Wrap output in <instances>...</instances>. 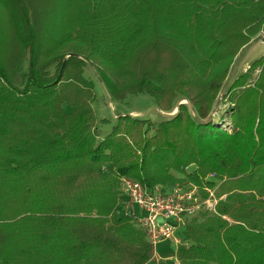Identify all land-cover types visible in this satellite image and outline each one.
Segmentation results:
<instances>
[{
  "label": "trees",
  "instance_id": "16d2710c",
  "mask_svg": "<svg viewBox=\"0 0 264 264\" xmlns=\"http://www.w3.org/2000/svg\"><path fill=\"white\" fill-rule=\"evenodd\" d=\"M263 30L264 0H0V264H159L119 181L175 172L224 195L187 220L178 263L264 264V58L210 115ZM86 66L111 101L190 103L155 124L116 114L103 133Z\"/></svg>",
  "mask_w": 264,
  "mask_h": 264
},
{
  "label": "built area",
  "instance_id": "2783aa9c",
  "mask_svg": "<svg viewBox=\"0 0 264 264\" xmlns=\"http://www.w3.org/2000/svg\"><path fill=\"white\" fill-rule=\"evenodd\" d=\"M207 179L214 178L208 175ZM216 189L203 187L207 193L204 196L187 176L174 183L157 184L153 188H146L138 180L121 176L119 210L144 233L154 247L161 240L172 237L177 230L175 228L183 230L190 218L202 213H214L217 201L224 198V195L216 196ZM181 241L176 239V245ZM173 264H179L176 258Z\"/></svg>",
  "mask_w": 264,
  "mask_h": 264
},
{
  "label": "rangeland",
  "instance_id": "374dc122",
  "mask_svg": "<svg viewBox=\"0 0 264 264\" xmlns=\"http://www.w3.org/2000/svg\"><path fill=\"white\" fill-rule=\"evenodd\" d=\"M259 35L261 36L260 39L264 40V30ZM251 45L252 44L242 49L240 58L245 57L243 55V52H246V50ZM263 49H264V44L258 42L254 50L251 51V54L249 57H247L246 59L239 58L237 60L236 67L234 65V68L231 70L229 77L226 80L223 86V89L221 90L214 104V108L210 114L211 116L213 115L214 119L217 120L221 114H224L225 108L230 105L227 97H225L226 96L225 94L227 92L229 83L231 82L230 81L232 79L231 77H233L232 74L238 73L245 66L247 67L248 64L250 63L249 61L255 60L262 53ZM84 73H85L84 75H86L94 83L96 99L93 103V107L99 118H104L107 120V122L103 124V126L106 128L107 131L109 127H111L116 114L126 113V114H130L137 118L139 117L147 118L148 117L151 120H153V123L155 124L161 119L168 118L174 115L175 113H177V111L179 110V104L181 103L189 104L190 103L186 99H183V100L176 99L169 109H164V108L160 109L154 104L152 97L144 93L128 95L122 101H112L111 102V100L107 97V95L103 91V88L101 84L99 83L98 79H96V77L91 72V68L89 66H86L84 68ZM257 74L258 73L255 69L252 73V79H254ZM130 111H132V113H130ZM194 169H195L194 164H190L187 167L186 172L193 173ZM174 174L177 177L176 181L179 180V178H184V175H186V173L183 174V173H178V172H175ZM175 229L177 230L174 231L172 237L163 239L160 242H158L156 245H154V251L157 256V260L159 264H166L165 260L167 259L175 260V246H176L175 240L176 239L181 240L183 238L181 229L179 228H175Z\"/></svg>",
  "mask_w": 264,
  "mask_h": 264
},
{
  "label": "crops",
  "instance_id": "0c3cea01",
  "mask_svg": "<svg viewBox=\"0 0 264 264\" xmlns=\"http://www.w3.org/2000/svg\"><path fill=\"white\" fill-rule=\"evenodd\" d=\"M260 35H258V36H256L255 38H253L252 39V41L248 44V45H250V44H252L247 50H246V52H243V55L245 56V57H241L240 58V54H241V51H240V53H239V55H237V57H236V59H235V61H234V63H233V65H232V67H231V70L234 68V65H235V67H236V63H237V60L240 58V59H242V58H247V57H249L250 56V54H251V51L252 50H254V48L256 47V45L258 44V42L259 43H263L264 44V40H261L260 39ZM248 45H246V46H248ZM254 45V46H253ZM245 46V47H246ZM244 47V48H245ZM244 48H242V49H244ZM264 58V49H263V51H262V53L255 59V60H253V61H249L250 63L248 64V66L246 67H244V68H242L238 73H235V74H232L233 75V77H231L232 79L230 80L231 82L233 81V79L235 78V77H237L238 75H240V74H242L243 72H245L247 69H248V67L250 66V64L252 63V62H254V61H256V60H258L259 58ZM231 70H230V72H231ZM256 71H257V73L259 72V68H257L256 69ZM257 76V75H256ZM230 82V83H231ZM229 83V84H230ZM154 102V101H153ZM155 104V103H154ZM130 113H132V111H130ZM151 120V119H150ZM151 122L153 123V120H151ZM157 123V122H156ZM101 129H102V131H103V133H105V132H108L109 131V129H110V127H109V129H108V131L106 130V128L102 125V127H101ZM107 167L109 168V165H107Z\"/></svg>",
  "mask_w": 264,
  "mask_h": 264
},
{
  "label": "water",
  "instance_id": "95a60500",
  "mask_svg": "<svg viewBox=\"0 0 264 264\" xmlns=\"http://www.w3.org/2000/svg\"><path fill=\"white\" fill-rule=\"evenodd\" d=\"M219 99H220V97H219ZM112 102V101H111Z\"/></svg>",
  "mask_w": 264,
  "mask_h": 264
}]
</instances>
